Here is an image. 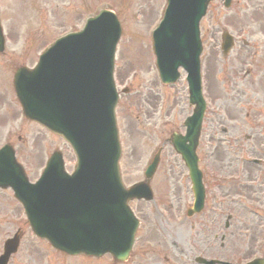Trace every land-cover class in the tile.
Instances as JSON below:
<instances>
[{
    "label": "rangeland",
    "instance_id": "1",
    "mask_svg": "<svg viewBox=\"0 0 264 264\" xmlns=\"http://www.w3.org/2000/svg\"><path fill=\"white\" fill-rule=\"evenodd\" d=\"M9 0H0V9L4 11H9L8 3ZM12 5L17 6V2L12 0ZM30 2L29 6L25 8V11L17 10L15 12L13 10V15L15 21L12 19L11 15L5 13L3 22L6 24L9 43L13 42L12 45H17L18 47L23 48L24 46L29 47V50H26L27 58L26 64H31L36 59V53L41 48L40 44L35 45V38L37 36V32L41 29H49L53 30L54 33H57L61 30H69L73 26L74 29H77L81 26L83 20L82 19H74L70 12L64 11L62 13L61 7L68 6L72 7L73 2L78 4L80 3L79 11H81L84 7L93 6V2L91 0H28ZM218 1V0H217ZM222 1V0H219ZM242 1V0H240ZM113 2L119 7L118 9L120 16L122 17V24L124 27L123 34L121 40L117 47L116 52V60L115 63L117 65V79L118 83H128L130 87L134 91V94L131 96H123L122 103L119 108L122 107V111L126 114V110L129 108L131 102L136 104V107H132V111H128L129 121L133 125V132L127 131L125 135L124 141V155H125V166H126V174L127 181L132 182L140 177V171L142 168V163L148 153L152 150L149 148V140L147 139L148 135L151 133L153 129L152 126H149L147 123H142L140 120H135V116L137 115L135 110H139V101L144 100L143 94L146 93L147 101L151 106L154 105V93L157 92V88L154 86V83L148 82V79L154 76L155 79V70L152 67V56H151V39L150 32L151 29L157 23V17L159 16V12L161 10V5L164 4V0H113ZM247 0H243L242 3H246ZM49 7L53 10L52 14L44 15V11ZM156 8V9H155ZM157 9L159 11L157 12ZM238 10L236 6L230 10H226L224 12L227 16L231 17L234 20L233 11ZM221 11V8H220ZM27 13L26 16H22L21 14ZM81 12L77 13L79 16ZM84 11L82 12V14ZM213 11H211V19L212 25H215L216 15L212 16ZM239 14V11H237ZM42 17V18H41ZM156 18V19H155ZM209 18L206 21L207 26L209 25ZM12 22H14V26L20 28L13 39H11V26ZM41 23V25H39ZM38 28L37 31H35ZM52 33V34H54ZM50 34V35H52ZM264 47L257 51L256 56L252 60L254 61L256 69H264ZM21 58H25V56H21ZM252 67V68H253ZM139 68L143 70V74L141 78L138 77V73L136 69ZM238 68H241L240 66ZM249 67H243L242 75L246 74V69ZM137 74V76L133 77L132 75ZM141 74V73H139ZM144 77H146L144 79ZM181 84V83H180ZM179 85L175 87L178 88ZM164 93L168 92V90L163 89ZM156 100V99H155ZM143 110V109H141ZM151 115V111H150ZM142 117H145L142 115ZM7 127V123H0V132H2ZM38 133L44 134L42 143L46 144L49 142L50 147H61L62 150L65 151L67 159L70 161L68 165L71 166V152L68 146L59 138L47 134L44 130H38ZM219 135V134H218ZM29 138L34 137L31 133H28ZM133 137L137 138L136 143L133 141ZM208 138L205 137L204 144L202 145L203 152L209 149ZM232 145L233 139L231 140ZM136 151H140L141 153L135 158V160H131V155H133ZM46 156V151H42L38 156V159H43ZM139 164V166H138ZM68 167V168H69ZM165 167L163 168V172ZM163 172H158L157 174H165ZM8 217L11 219L3 218L4 222L1 225L0 230V239L5 237L6 234H10V231L15 226L24 227V219L18 220L21 217L19 210H15L14 208L8 206ZM14 210V211H13ZM138 210H142V214L148 212V207L145 205L140 206ZM147 219V217H143ZM25 248V254L23 257H26V249L29 246L37 245L35 238L32 237L30 231L26 232L25 238L23 240ZM41 251L48 252L50 250L45 244H39ZM137 246L142 247V241L139 240ZM56 264L57 257L52 255L45 256L44 260H46L47 264ZM20 256L17 259H13L11 264H20L19 263ZM23 261V258H22ZM67 258H61V264H66Z\"/></svg>",
    "mask_w": 264,
    "mask_h": 264
},
{
    "label": "water",
    "instance_id": "2",
    "mask_svg": "<svg viewBox=\"0 0 264 264\" xmlns=\"http://www.w3.org/2000/svg\"><path fill=\"white\" fill-rule=\"evenodd\" d=\"M206 2L207 0H176L175 9L177 14L182 13L184 15V17L176 15V18L181 23L191 24L195 27L196 20L203 13ZM112 27H114L113 24ZM88 37H90V34L85 33L80 38L68 43V45H63L61 49L58 50L60 53L54 58L56 59L55 65L60 69V72H57V76L55 78L53 77L55 72L48 70V64L53 58L50 55L49 57H44L42 63L39 64L36 70L26 76L27 83H24L19 88V95L27 112H32L33 115L40 114L42 116L41 119L46 122H50L49 120L57 122L62 126V128L59 129L65 137L75 144H77L78 140L82 137V134L86 131L89 122H85L80 119L76 121L72 117L68 119V122H65L62 115L57 111H54L53 107H49V105L53 106L58 104V99L63 103L62 100L64 97H62V94L59 95L58 91L62 87L73 85L78 80H80L79 85L82 88H88L90 83V70L83 74H66L67 66L70 61L69 49L75 43L80 42V51H78V60L80 63L83 66H88L87 54L89 52L91 54L90 57L92 59V63L96 65L92 73V82L94 86L98 90L104 86L106 80L105 71L107 62L109 61V50L106 49L103 43L96 42L95 35H93L86 42V44H84ZM184 49L185 48H182L177 56L180 61H182V58L186 54ZM171 64L172 63L170 62V65ZM166 65L167 64H165V66ZM70 80L72 81L64 86V84ZM60 107L63 109L62 104H60ZM57 117H59V120ZM46 201L47 202L37 207L35 212L45 209L46 205L50 204L48 199ZM32 215H34V213H32Z\"/></svg>",
    "mask_w": 264,
    "mask_h": 264
},
{
    "label": "flooded vegetation",
    "instance_id": "3",
    "mask_svg": "<svg viewBox=\"0 0 264 264\" xmlns=\"http://www.w3.org/2000/svg\"><path fill=\"white\" fill-rule=\"evenodd\" d=\"M18 138L20 139V136ZM23 149L24 147L21 148L20 152H15L16 157L21 159V161L25 160L23 159V155L25 154ZM249 175L252 176L249 177V181L252 183L242 187L245 198L236 203L235 209L233 210L235 219L231 221L232 232L229 236L228 243L230 251L235 257L243 256L249 249L248 241L239 233L243 227H247L254 234L261 236L263 238L264 248V174ZM208 190L210 196L214 194L213 187L208 188ZM5 200L4 197L0 196V204ZM189 227L190 229L193 228L192 225H189ZM191 239V236H189V239L185 242V252L188 256L197 249L215 248L217 252H220L224 247V243L222 242L216 247L212 243L201 244L193 242Z\"/></svg>",
    "mask_w": 264,
    "mask_h": 264
}]
</instances>
